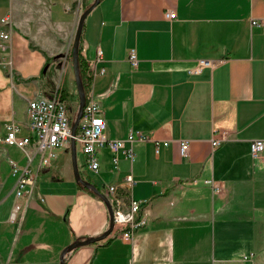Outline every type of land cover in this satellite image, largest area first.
<instances>
[{"label":"crops","instance_id":"obj_1","mask_svg":"<svg viewBox=\"0 0 264 264\" xmlns=\"http://www.w3.org/2000/svg\"><path fill=\"white\" fill-rule=\"evenodd\" d=\"M94 1L0 0V33L1 18H12L8 48L0 49V158L8 165L0 264H60L72 244L109 228L107 204L75 179L71 145L43 167L40 154L29 163L4 142L10 124L21 126L19 137L28 135L30 100L57 92L77 98L73 44ZM262 20L264 0H100L91 11L81 57L93 69L104 134L125 141V148L131 131L152 140L134 144L133 163L121 153L118 170L110 150L100 149L99 175L84 169L77 149L80 173L106 196L107 185L124 196L132 173V196L144 202L147 225L130 240L114 229L102 241L74 248L65 264H264V152L253 157L250 149L264 140V27L252 25ZM131 49L136 68L128 60ZM222 58L227 61L213 70L190 73L200 59ZM218 133L228 140L214 149ZM184 141L187 156L180 153ZM9 159L30 165L35 177L20 199ZM209 180L222 190L215 193ZM18 202L23 208L12 223Z\"/></svg>","mask_w":264,"mask_h":264},{"label":"built area","instance_id":"obj_2","mask_svg":"<svg viewBox=\"0 0 264 264\" xmlns=\"http://www.w3.org/2000/svg\"><path fill=\"white\" fill-rule=\"evenodd\" d=\"M80 1V0H78ZM177 14L173 11L167 14V19H176ZM12 24L10 14L1 18V25L5 27L0 33V49L5 51L8 48L10 40L9 28ZM253 26L264 27V20L253 21ZM128 60L130 64L136 68L139 65V58L136 49L129 51ZM102 61V51H98L97 63ZM227 60L222 59H200L197 67L190 73L198 74L205 68L215 69L222 65ZM100 74L105 73L102 68ZM95 74V73H94ZM28 117V135L19 137L22 128L18 124H10L6 128L7 135L5 137V144L8 146H15L21 149L29 159L32 161L35 154L41 155V164L43 167H48L54 159L58 157V150L71 145V140L74 139L76 143V150L82 155V166L85 170L94 175H99L101 167L98 157L99 150L108 148L112 154V163L115 170L119 168L120 154L131 162H134V144L137 141L146 142L152 140L151 137L142 134L141 132L131 131L127 137L129 147L125 148L123 140H111L105 136L106 121L100 115V105L95 99L93 91L90 92V97L86 101L82 117L79 121L76 135H72L73 119L70 112L69 102L65 96L57 92L51 99L35 98L29 101L27 109ZM35 137V140L33 139ZM35 141L36 147L30 150L31 142ZM228 140L227 133H218L212 141V146L217 149ZM164 146H168V142H164ZM159 145L156 146V153H159ZM251 154L253 157H259L264 152V140L257 139L250 144ZM180 153L182 156H187L189 153V143L184 141L180 146ZM11 167V175L16 179L15 195L17 199L25 196L26 187L34 186L35 177L30 168V165L20 166L19 163L13 159H9ZM208 183L213 187L214 192H220L222 188L213 180ZM124 196L129 198L125 201L124 196L119 192L116 185H107L106 194L111 202L114 215V229L117 234L125 239L130 240L138 230L147 225V219L141 215L143 201L135 200L132 196L135 180L133 174H128L124 179ZM21 202L14 206L10 221L14 223L17 213L22 210Z\"/></svg>","mask_w":264,"mask_h":264},{"label":"water","instance_id":"obj_3","mask_svg":"<svg viewBox=\"0 0 264 264\" xmlns=\"http://www.w3.org/2000/svg\"><path fill=\"white\" fill-rule=\"evenodd\" d=\"M100 3V0H95L94 3L86 9V11L82 14L77 33L75 36L74 44H73V50H72V63H73V68H74V73H75V81H76V86H77V92H78V97H79V107L77 114L73 120L72 124V135L75 136L78 128L79 121L82 117L84 107L86 105V95L85 91L83 88V84L81 81L80 77V72H79V50H80V44H81V37H82V31H83V26L85 19L88 17V15L95 9V7ZM71 152H72V164H73V171H74V176L75 179L78 183H80L84 188L89 189L93 193L97 194L108 206L109 212H110V225L108 230L100 237L97 238H91L87 239L85 241H80L72 244L68 250L65 251L63 256L61 257L60 264H65V257L68 255L70 250L80 247V246H85L91 243L99 242L104 240L109 234H111L114 230L115 223H114V215H113V209L111 206V202L109 198L99 191V189L93 185L91 182L87 181L85 178L81 176L78 161H77V150H76V143L75 140H71Z\"/></svg>","mask_w":264,"mask_h":264},{"label":"rangeland","instance_id":"obj_4","mask_svg":"<svg viewBox=\"0 0 264 264\" xmlns=\"http://www.w3.org/2000/svg\"><path fill=\"white\" fill-rule=\"evenodd\" d=\"M77 98L74 100L67 99L69 101V107L71 115L74 117L77 114L78 107H79V99ZM0 147V155L3 156V151ZM78 158H80V155L78 154ZM7 179H8V165L3 164L1 158H0V200L5 196V193L7 192ZM12 201V200H11ZM4 209V206H2L1 211Z\"/></svg>","mask_w":264,"mask_h":264},{"label":"trees","instance_id":"obj_5","mask_svg":"<svg viewBox=\"0 0 264 264\" xmlns=\"http://www.w3.org/2000/svg\"><path fill=\"white\" fill-rule=\"evenodd\" d=\"M81 47L82 46L80 44V50H79V72H80L81 81H82L83 88H84L85 95H86V101H88V99L90 97V92L92 90L93 69L91 68L90 65H86L84 63V60L81 57Z\"/></svg>","mask_w":264,"mask_h":264}]
</instances>
